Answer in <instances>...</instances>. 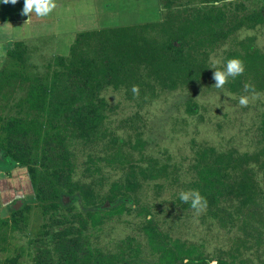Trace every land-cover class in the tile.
Listing matches in <instances>:
<instances>
[{
  "label": "trees",
  "instance_id": "1",
  "mask_svg": "<svg viewBox=\"0 0 264 264\" xmlns=\"http://www.w3.org/2000/svg\"><path fill=\"white\" fill-rule=\"evenodd\" d=\"M252 1L157 0L158 18L80 30L66 54L45 55L46 42L8 45L0 67V168L7 175L25 168L35 203L10 206L0 218V253L15 233L27 235L32 208L41 222L27 247L0 264H264V111L252 150L192 141L176 163L144 152L134 122L126 136L118 134L109 121L118 105L105 95L114 90L141 108L183 91L187 113H195L191 91L215 88L210 66L220 50L221 66L233 57L245 65L221 90L251 95L244 93L251 83L264 93V51L255 35H242L264 27V0ZM101 166L113 167L107 188ZM181 190H198L206 207L197 213L180 200ZM133 209L143 216L142 241L129 235L112 248L92 241L91 231L107 217ZM195 215L205 232L231 234L230 246L209 253L206 238L173 236L160 225L169 216L171 225L191 223Z\"/></svg>",
  "mask_w": 264,
  "mask_h": 264
},
{
  "label": "rangeland",
  "instance_id": "2",
  "mask_svg": "<svg viewBox=\"0 0 264 264\" xmlns=\"http://www.w3.org/2000/svg\"><path fill=\"white\" fill-rule=\"evenodd\" d=\"M22 1L24 2V0L17 2V5ZM55 2L56 8L47 17H36L33 14L28 22L25 19L20 20V23L14 21L11 22L13 25H4V28L8 27L9 32L7 29H3V25L0 26V67L3 65L5 57L3 46L13 40L25 38L29 46L46 42L43 48L45 55L48 53L66 54L70 41L80 30L99 28L104 25H120L132 22L134 19L152 20L158 18L161 13L157 0H55ZM12 7L13 4H7L6 13H9ZM153 11H157L155 12L156 16ZM19 12L15 9L14 15L20 18ZM27 18L29 19V17ZM244 34L255 35L256 45L264 51V27H258L253 31L247 30L242 35ZM221 56L220 50L212 57V62L219 61L221 64ZM40 58L37 53L31 55V59L36 64L40 62ZM191 94L197 102L196 112L192 114L187 113L185 104H183L189 97L183 91L172 92L152 104L138 108L135 104L126 101L118 92L109 90L105 93L106 97L111 104L118 105L116 113L111 114L109 121L115 131L122 136H126L125 134L131 131L128 124L134 122L142 132L145 142L144 152L162 159L171 155V161L176 163L184 161L185 156L189 155L192 141H208L220 148L234 145L241 151L254 148L257 134L255 128L264 111V93H259V98L252 99L247 107L239 105V95L226 90L202 85L199 88H194ZM18 96L19 94L16 95V98ZM14 101L16 102V99ZM134 137L135 135L132 134L133 141ZM79 161L81 163L82 159ZM112 169L111 166H101L99 175H103L104 188H107L109 182L114 178ZM19 170L25 172L26 182L30 186L26 169ZM8 177L12 176L9 174ZM8 180V189L4 188L2 182L0 183V197L1 199L7 198L3 203L7 205L8 202L9 205L5 206L6 211L0 212V217H6L10 213L8 208L10 206L19 208L24 202L35 203L33 192L25 190V180L20 187L18 186L19 179ZM14 190L15 192H13ZM170 194L171 192L167 191L166 197H169ZM14 195L22 197L10 201ZM105 205L107 208L109 207L108 203ZM170 218L173 216H169ZM169 219L166 222L160 221L161 224H159L163 229L171 227L173 236L178 235L195 241H198L200 237L206 238L204 244L209 253H214L218 248L227 249L231 244L232 235L226 231L213 228L205 232L206 222L202 223L198 215L192 219V225L187 218L180 224L174 220L175 224L173 225ZM40 222L41 217L38 210L32 208L25 228L27 235L15 233L8 243L7 251L0 253V259L7 255H13L16 249L26 248L27 239L38 231ZM142 223L143 216L136 213L135 209L127 213L113 214L107 217L101 226L91 231L92 241L109 248L113 247L114 242L129 235H135L142 241V233L138 229ZM145 251L147 252V249ZM28 258L29 254L24 249L21 260L26 263Z\"/></svg>",
  "mask_w": 264,
  "mask_h": 264
},
{
  "label": "clouds",
  "instance_id": "3",
  "mask_svg": "<svg viewBox=\"0 0 264 264\" xmlns=\"http://www.w3.org/2000/svg\"><path fill=\"white\" fill-rule=\"evenodd\" d=\"M4 4L11 3L15 5L17 0H3ZM56 8L55 0H24L21 15L29 17L30 21L32 15L36 17H47ZM210 68L215 69L213 72V79L215 81L214 86L217 89H222L229 81V78H235L240 76L245 71L244 62L239 57H233L228 59L222 66L219 61H213ZM132 92L134 95H139V86L133 85ZM244 93L239 96V105L241 107H247L252 99H258L259 93L255 92V86L251 83H246L244 86ZM235 99V97H233ZM179 198L182 202L190 203L192 209L197 213L202 211L207 204L206 199L200 194L198 190H181ZM187 264V260L184 261ZM212 264H218L217 261H213Z\"/></svg>",
  "mask_w": 264,
  "mask_h": 264
},
{
  "label": "flooded vegetation",
  "instance_id": "4",
  "mask_svg": "<svg viewBox=\"0 0 264 264\" xmlns=\"http://www.w3.org/2000/svg\"><path fill=\"white\" fill-rule=\"evenodd\" d=\"M20 1V0H19ZM19 1H17V2H19ZM8 4H10V3H8ZM22 8H23V1L22 2H20L18 5H17V3L15 4V5H13V7L9 10V13H6L7 12V4H4L3 3V0H0V25H5V26H7V25H9V24H12L11 22H14V21H18L17 23H20V20H25V19H27L28 20V18H27V16H26V18H23V15H21L20 13H21V11H22ZM15 9H17V10H19L20 12H19V16H21L20 18L19 17H17V16H15L14 15V12H15ZM3 13H6V14H3ZM4 20V21H3ZM26 20V21H27ZM3 21V22H2ZM9 21V22H8ZM25 21V22H26ZM24 22V21H23ZM13 25V24H12ZM7 31H8V27H7ZM7 34V33H6ZM74 38V37H73ZM73 38H72V40L70 41V44L72 43V41H73ZM25 39V38H24ZM17 40V39H16ZM23 40V39H22ZM13 41H15V40H13ZM12 41V42H13ZM12 42H9V43H5V45L3 46V50H4V54L6 55V49H7V47H8V45L10 44V43H12ZM69 44V45H70ZM5 58V57H4ZM0 171H2L1 170V168H0ZM4 172V171H3ZM5 173V172H4ZM6 174V173H5ZM7 204V206H9L8 205V202L6 203ZM9 208V207H8ZM15 208V207H14ZM9 216V215H8ZM7 216V217H8ZM7 217H5V218H7ZM1 218V217H0Z\"/></svg>",
  "mask_w": 264,
  "mask_h": 264
},
{
  "label": "crops",
  "instance_id": "5",
  "mask_svg": "<svg viewBox=\"0 0 264 264\" xmlns=\"http://www.w3.org/2000/svg\"><path fill=\"white\" fill-rule=\"evenodd\" d=\"M1 26V25H0ZM3 27V29L4 30H6L7 28H4V25L2 26ZM9 32V31H8ZM7 37V36H6ZM22 167H18V166H16V167H14V168H12L11 170H10V175L12 176L11 178H9L8 177V175L7 174H5L3 171H0V183L2 182L3 183V186H4V188L6 189H8V185H7V183L9 184V180L8 179H11V181H12V178H17V179H19L20 180V183H19V187L23 184V182H24V180H25V182H26V175H25V172H22V170H19V169H21ZM16 169H17V171H16ZM19 171V172H18ZM16 176V177H15ZM7 177V178H6ZM4 181V182H3ZM25 190L26 191H28V190H31L32 191V188H31V185L29 186L28 184H27V182L25 183ZM13 192H15V190L13 191ZM33 194V193H32ZM22 196L21 195H14L13 197H12V199H10V201H12V200H14V199H19V198H21ZM3 200V201H2ZM4 200H7V198L6 199H1V197H0V212L1 211H6V208H5V206H7V205H4ZM9 201V202H10ZM21 202H22V200H21ZM9 215V213L6 215V217ZM1 218H5V217H2L1 216Z\"/></svg>",
  "mask_w": 264,
  "mask_h": 264
}]
</instances>
